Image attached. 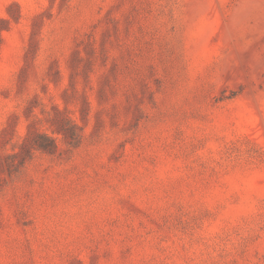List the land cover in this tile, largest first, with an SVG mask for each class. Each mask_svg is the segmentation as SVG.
I'll return each instance as SVG.
<instances>
[{"label": "rangeland", "instance_id": "374dc122", "mask_svg": "<svg viewBox=\"0 0 264 264\" xmlns=\"http://www.w3.org/2000/svg\"><path fill=\"white\" fill-rule=\"evenodd\" d=\"M0 264H264V0H0Z\"/></svg>", "mask_w": 264, "mask_h": 264}, {"label": "trees", "instance_id": "16d2710c", "mask_svg": "<svg viewBox=\"0 0 264 264\" xmlns=\"http://www.w3.org/2000/svg\"><path fill=\"white\" fill-rule=\"evenodd\" d=\"M73 127V126H71ZM67 128H65L66 130ZM68 132H71V134L74 135V133L72 132L73 130H69L67 129ZM34 143L36 144V146L40 147V148H50L53 146V143H51V140H49L45 135L43 134H37V138L34 140Z\"/></svg>", "mask_w": 264, "mask_h": 264}]
</instances>
